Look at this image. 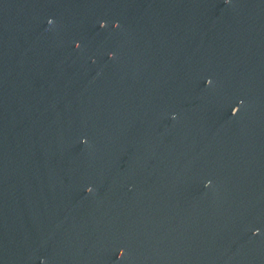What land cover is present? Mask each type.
<instances>
[{"label":"water","instance_id":"obj_1","mask_svg":"<svg viewBox=\"0 0 264 264\" xmlns=\"http://www.w3.org/2000/svg\"><path fill=\"white\" fill-rule=\"evenodd\" d=\"M0 264H264V0H0Z\"/></svg>","mask_w":264,"mask_h":264},{"label":"clouds","instance_id":"obj_2","mask_svg":"<svg viewBox=\"0 0 264 264\" xmlns=\"http://www.w3.org/2000/svg\"><path fill=\"white\" fill-rule=\"evenodd\" d=\"M226 2H227V0H226ZM51 20H49V22H50ZM88 191H91V189H88Z\"/></svg>","mask_w":264,"mask_h":264}]
</instances>
